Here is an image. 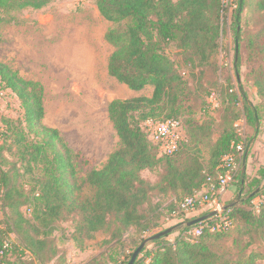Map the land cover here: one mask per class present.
Masks as SVG:
<instances>
[{
	"label": "trees",
	"instance_id": "1",
	"mask_svg": "<svg viewBox=\"0 0 264 264\" xmlns=\"http://www.w3.org/2000/svg\"><path fill=\"white\" fill-rule=\"evenodd\" d=\"M53 1L0 0V22L14 23L16 19L4 16L29 8L41 10ZM96 4L103 18L114 25L105 34V40L114 48L108 62L109 75L132 91L151 86L153 93L150 97L113 100L108 105V117L119 138L118 147L100 170H93L80 181L75 167L78 154L57 129L43 123L42 85L20 77L0 62V90L16 96L23 111L17 119L1 118L0 201L6 214L14 218V225L25 233V240L20 242L12 226L7 224V231L0 228V264H31L35 260L46 264L62 259L50 235L53 226L64 221L73 222V239L78 248L97 234L106 236L110 248L127 242L125 259L116 261L111 257L110 264H128L144 242L147 244L135 264H140L141 255L150 259L149 264H259L262 256L247 250L264 238V204L259 211L253 206V201L264 192V168L253 177L242 173L252 139L248 142L237 133L238 115L229 108L218 125L196 124L190 119L184 123L180 119L188 111L186 103L193 93L185 69L189 68V76H196L197 70L203 75L206 68L215 66L214 56L224 26L223 0H96ZM246 10L250 19L256 21V31L242 35ZM232 24L236 41L246 43L248 59L259 63L251 74L264 102V0H235ZM174 50L181 53L182 64ZM229 98L234 105L242 101L243 114L258 133L261 107L252 105L244 91L240 99L237 94ZM207 109L209 105L205 104L204 112ZM167 120L180 121L185 138L173 154L161 155L159 147L149 139L146 123ZM214 127L218 128V137L211 143L205 166L199 157L200 147L211 137L202 133L213 131ZM237 144H243L245 150L233 180L239 188L237 200L225 207L231 226L216 232L205 229L199 237L189 235L201 223L191 227L187 223L209 216L210 212L178 225L184 227L176 231L178 236L173 242L167 240L171 234L149 241L158 234L164 211L159 203L152 204L153 194L182 196L168 210L170 214L180 210L181 217L185 216V200L210 190L209 178L217 183L224 171V158L236 154ZM13 147L16 163H10L4 155L12 153ZM19 164L34 176L30 191L19 183ZM8 165L10 168L5 169ZM157 170L161 173L156 183L144 178L145 172ZM23 207L31 210L37 226L23 216ZM216 219L214 215L202 223L212 224ZM131 233L133 236L127 240ZM228 242L238 250L235 259ZM5 243L8 248H4Z\"/></svg>",
	"mask_w": 264,
	"mask_h": 264
},
{
	"label": "rangeland",
	"instance_id": "2",
	"mask_svg": "<svg viewBox=\"0 0 264 264\" xmlns=\"http://www.w3.org/2000/svg\"><path fill=\"white\" fill-rule=\"evenodd\" d=\"M223 3L224 26L220 46L214 56L215 66L206 68L203 75L197 70L196 76H189V68L185 69L189 72L185 78L189 79L193 93L186 103L188 111L180 119L184 123L190 119L196 124L215 122L218 125L223 122V114L227 113V108L234 110L238 115L235 122L237 133L248 142L252 139L246 153L248 158L242 165V173L253 177L264 168V102L258 95L251 74L259 63L248 59L244 41H236V29L232 24L235 0H223ZM4 17H12L16 22H0V62L16 71L20 77L42 85L45 109L43 123L57 129L74 153L78 154L75 167L77 177L82 181L93 170H100L118 147L119 138L109 120L108 105L117 99L150 97L152 88L146 87L135 92L109 75L108 62L114 48L105 40V34L114 25L100 14L96 0H54L41 10L29 8ZM255 22L250 19L246 10L240 29L242 35L256 31ZM174 53L182 64L181 53L178 50H174ZM243 91L252 105L261 107L262 118L258 124V133L248 124L243 114L242 101L236 105L230 103L229 95L237 94L240 99ZM210 93L215 94L217 106L210 102ZM205 104L209 105L207 112H204ZM22 115L23 111L16 96L10 91L0 90V125L3 117L17 119ZM217 134L216 127L213 131L202 133L205 137L212 138L200 147L199 157L205 166L212 151L211 143L218 137ZM15 149L13 147L12 153H4L10 163L17 162ZM18 166L19 183L25 185L26 191H30L34 176L26 173L24 165ZM7 168L10 166L5 167ZM160 173V170L145 172L144 178L156 183ZM238 189L236 182L231 183L225 193L218 197L220 205L227 207L236 202ZM181 198L182 196L172 193H154L151 200L153 205L159 203L164 207L161 227L157 233L173 228V233L167 238L171 242L178 236L176 231L184 227L178 225L186 219L215 212L210 202L202 208L185 210L186 215L182 217L180 210L170 214L169 205ZM1 204L0 201V228L7 231V224L12 226L17 231L20 242L24 241L25 233L20 232L14 225V218L6 214ZM21 212L27 220L38 225L25 212L24 207ZM53 229L50 240L62 259L46 264H88L89 261L110 264L111 257L121 261L128 253L124 247L127 242L110 248L104 234H97L92 241H87L78 248L73 239L75 228L72 221L59 222ZM132 236L131 233L127 240ZM13 239L19 241L16 237ZM227 247L231 256L237 258L238 250L231 242L227 243ZM252 251L262 256L258 263L264 264V238L251 246L247 253ZM31 264L39 262L35 260Z\"/></svg>",
	"mask_w": 264,
	"mask_h": 264
},
{
	"label": "built area",
	"instance_id": "3",
	"mask_svg": "<svg viewBox=\"0 0 264 264\" xmlns=\"http://www.w3.org/2000/svg\"><path fill=\"white\" fill-rule=\"evenodd\" d=\"M210 102L217 106L215 94L212 93L210 96ZM146 128L148 130L150 141L159 147L161 155H171L177 151L179 144L185 138V132L180 121L167 120V121H148L146 123ZM236 154L228 155L223 160V165L221 168L224 170L219 174L217 178V183H213L212 179L209 178V183L211 185L210 190H206L195 198L186 199L182 205V208L186 211L194 210L195 208H202L205 205H213L216 212L215 216L217 219L214 223L209 224L208 222L202 223L189 231L188 234L193 237H199L205 229L211 232L220 231L221 229H227L231 226L229 218L225 215L226 208L222 207L217 200L218 197L223 195L230 184L233 182L234 177L238 173L242 163V157L244 154L245 147L243 144L235 145ZM264 189V182L261 186ZM214 198V200H211ZM264 204V192L262 195L257 197L253 201V206L255 210L259 211L260 206ZM25 212L29 215L31 214L30 209H25ZM214 216V215H213ZM9 244L5 243L4 248H8ZM3 254V251L0 252ZM150 259L141 255L140 264H149Z\"/></svg>",
	"mask_w": 264,
	"mask_h": 264
},
{
	"label": "water",
	"instance_id": "4",
	"mask_svg": "<svg viewBox=\"0 0 264 264\" xmlns=\"http://www.w3.org/2000/svg\"><path fill=\"white\" fill-rule=\"evenodd\" d=\"M215 214H216V212H213V213H212L211 215H209V216H205V217H201V218H198V219H196V220H193V221L187 223V226H188V227H191V226H194V225H196V224H199V223L205 221L206 219H208L209 217H211V216H213V215H215ZM173 231H174L173 228H170V229H167V230H165V231H162V232L156 234L155 236L151 237V238L149 239V241H154V240H158V239H161V238H163V237H166V236L172 234ZM146 244H147V242H144V243H143V244H142V245H141V246H140V247H139V248L133 253L132 258H131V260H130V262H129L128 264H135V262H136L138 256L140 255V253L142 252V250L145 248Z\"/></svg>",
	"mask_w": 264,
	"mask_h": 264
},
{
	"label": "crops",
	"instance_id": "5",
	"mask_svg": "<svg viewBox=\"0 0 264 264\" xmlns=\"http://www.w3.org/2000/svg\"><path fill=\"white\" fill-rule=\"evenodd\" d=\"M149 88H152V93H153V87H151V86H148Z\"/></svg>",
	"mask_w": 264,
	"mask_h": 264
}]
</instances>
